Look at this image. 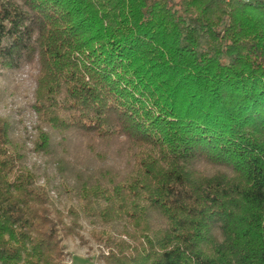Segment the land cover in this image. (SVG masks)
Wrapping results in <instances>:
<instances>
[{"label":"trees","instance_id":"trees-1","mask_svg":"<svg viewBox=\"0 0 264 264\" xmlns=\"http://www.w3.org/2000/svg\"><path fill=\"white\" fill-rule=\"evenodd\" d=\"M24 69L0 264L86 237L102 264H264V0H0V78Z\"/></svg>","mask_w":264,"mask_h":264},{"label":"rangeland","instance_id":"rangeland-1","mask_svg":"<svg viewBox=\"0 0 264 264\" xmlns=\"http://www.w3.org/2000/svg\"><path fill=\"white\" fill-rule=\"evenodd\" d=\"M30 75L29 70L24 69L14 83L6 82L0 78V91L2 92V103H4L0 108V114L14 112L16 119H18V110H28L27 105L32 102L34 88V82ZM8 94H11V96H8ZM32 122L33 118L27 111L23 123L28 130ZM62 246L66 254L65 264H102L98 258L101 247L87 240V237L84 241L65 240L62 242Z\"/></svg>","mask_w":264,"mask_h":264}]
</instances>
